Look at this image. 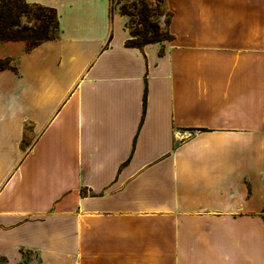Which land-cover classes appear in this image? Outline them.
Here are the masks:
<instances>
[{
	"label": "crops",
	"instance_id": "1",
	"mask_svg": "<svg viewBox=\"0 0 264 264\" xmlns=\"http://www.w3.org/2000/svg\"><path fill=\"white\" fill-rule=\"evenodd\" d=\"M25 1L59 32L0 43V264H264V0H163L140 48Z\"/></svg>",
	"mask_w": 264,
	"mask_h": 264
},
{
	"label": "trees",
	"instance_id": "2",
	"mask_svg": "<svg viewBox=\"0 0 264 264\" xmlns=\"http://www.w3.org/2000/svg\"><path fill=\"white\" fill-rule=\"evenodd\" d=\"M31 10L34 11V25L20 24V18ZM121 14L127 16L124 12ZM142 22L146 29L136 33L129 32L130 39L127 40L126 45L140 48L147 44L171 40L169 33L163 32L159 24H152L146 20L144 12H142ZM58 32L59 21L54 8L29 4L25 0H0V43L23 41L26 50L29 51L45 41L55 39ZM147 33L150 36H147ZM136 37L141 38L140 43L134 42ZM4 69H15L9 59L0 60V71Z\"/></svg>",
	"mask_w": 264,
	"mask_h": 264
},
{
	"label": "rangeland",
	"instance_id": "3",
	"mask_svg": "<svg viewBox=\"0 0 264 264\" xmlns=\"http://www.w3.org/2000/svg\"><path fill=\"white\" fill-rule=\"evenodd\" d=\"M110 9L111 11L116 10L118 13L124 12L127 14L126 26L128 32L136 33L146 29L142 22V12L145 13V18L149 23L159 24L160 29L163 32L166 31L168 12L162 7L161 0H110ZM33 13L34 11L31 10L26 16H22L20 24L33 26L35 23ZM147 36H150L149 33H147ZM134 40V42L140 43L141 38L136 37Z\"/></svg>",
	"mask_w": 264,
	"mask_h": 264
}]
</instances>
